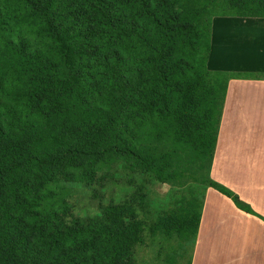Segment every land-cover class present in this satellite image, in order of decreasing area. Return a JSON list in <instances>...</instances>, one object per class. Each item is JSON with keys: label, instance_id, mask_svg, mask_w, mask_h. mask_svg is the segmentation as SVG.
I'll list each match as a JSON object with an SVG mask.
<instances>
[{"label": "trees", "instance_id": "16d2710c", "mask_svg": "<svg viewBox=\"0 0 264 264\" xmlns=\"http://www.w3.org/2000/svg\"><path fill=\"white\" fill-rule=\"evenodd\" d=\"M215 15L264 16V0H0V264H147V236L156 264H181L159 240L196 237L204 193L149 204L180 163L255 215L209 174L235 75L206 67ZM74 183L108 198L80 215Z\"/></svg>", "mask_w": 264, "mask_h": 264}, {"label": "crops", "instance_id": "0c3cea01", "mask_svg": "<svg viewBox=\"0 0 264 264\" xmlns=\"http://www.w3.org/2000/svg\"><path fill=\"white\" fill-rule=\"evenodd\" d=\"M206 67L235 74L226 86L210 176L239 195L237 181H254L255 187L264 181V16H213ZM210 196L225 202L227 210H240L224 194L206 188L190 264H200L202 227L208 213H215ZM248 204L256 214H247L263 223L264 212ZM257 261L251 264H264V238Z\"/></svg>", "mask_w": 264, "mask_h": 264}, {"label": "rangeland", "instance_id": "374dc122", "mask_svg": "<svg viewBox=\"0 0 264 264\" xmlns=\"http://www.w3.org/2000/svg\"><path fill=\"white\" fill-rule=\"evenodd\" d=\"M189 164L194 163L187 162L179 165V169L183 173L182 178L178 180L180 184L177 182L174 184L161 183L159 185L153 184L150 187L149 204L153 213L162 209L161 206L166 210L177 209L180 205H185V202L192 196H195L198 201L203 193L205 197L204 185L200 182L197 183V180L192 177V175L199 177L206 174L205 163ZM184 169L186 170L185 174ZM236 183L239 198L247 204L251 203L263 213L264 181H258L256 187L253 186L254 181L239 180ZM68 186L71 189L70 196L67 198L68 203L80 215L84 214L87 209L90 211L100 200L105 202L108 198L107 190L90 191L79 183L69 184ZM125 193L126 188L121 187L116 194L124 197ZM91 194H95V197H92ZM209 202L215 207V213H208L211 220H205L202 227L200 245L197 250L201 258L200 264H251L258 262L257 260L260 261L262 240L264 238V222H258L257 218H253L241 209L227 210L224 207L225 202L219 203V201L211 199V196ZM248 205L251 208V205ZM156 237H145L147 243H145L144 249H137L138 257L142 258L147 264L158 263ZM195 238L192 237L190 240L183 242V246L180 247V240L176 237L168 240L162 237L159 240L161 257L175 256L182 250L181 264H189L193 256Z\"/></svg>", "mask_w": 264, "mask_h": 264}]
</instances>
